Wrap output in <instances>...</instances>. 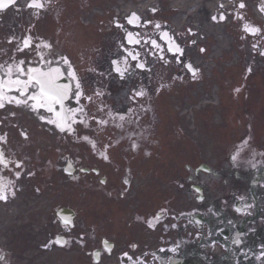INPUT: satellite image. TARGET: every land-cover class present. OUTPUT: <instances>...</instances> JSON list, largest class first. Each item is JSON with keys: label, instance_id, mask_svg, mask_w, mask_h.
Returning a JSON list of instances; mask_svg holds the SVG:
<instances>
[{"label": "flooded vegetation", "instance_id": "1", "mask_svg": "<svg viewBox=\"0 0 264 264\" xmlns=\"http://www.w3.org/2000/svg\"><path fill=\"white\" fill-rule=\"evenodd\" d=\"M61 3L0 9V81L59 69L76 121L0 89V264H264L261 45L214 59L149 19L68 46Z\"/></svg>", "mask_w": 264, "mask_h": 264}, {"label": "rangeland", "instance_id": "2", "mask_svg": "<svg viewBox=\"0 0 264 264\" xmlns=\"http://www.w3.org/2000/svg\"><path fill=\"white\" fill-rule=\"evenodd\" d=\"M130 1L131 0H81V3H79L78 8H81V9L83 8V11L81 13L82 15L79 14L77 17L73 18V20L75 19L76 23L78 24V26H76V27H74L73 22L71 20H69V22H70L69 27H72V31L70 33H68V38L74 44H78L82 41H83V44L90 42L92 40L91 36L86 37V38H83L81 36V33L83 31V29L81 27L85 26L87 24V20H89L92 23V28L94 31V41L102 44L106 38H109L110 34H108V33H111L109 31V27H107V25H106V22L108 20L113 19L111 16L112 12H117L119 14L126 15L127 11H129V9H131L132 7L137 8L135 4H133V3L130 4ZM242 3L244 4V7L240 6L241 5L240 2H237L235 4V7L238 9L239 13H241L243 15L241 19L243 20V19L249 18V19L254 20V18H256V17L254 16L253 11L250 9L251 3L247 0H245L244 2L242 1ZM153 7H154L153 9L155 10V12H154L155 16H161V17H166V18L173 17V19L175 18V15H176L175 12L174 11L173 12L167 11L166 3L163 0H155ZM113 9L115 11H112ZM147 13H148V11L143 10L141 15L145 16ZM224 14L228 18L227 22L225 21V23L230 24L229 25L231 28L230 34L234 35V40H235V41L233 40L234 41L233 44H228V46L233 48L234 44L238 40V39L236 40L237 36L239 38V35L242 33L246 36H249V35L246 34L245 31L237 32L235 30L237 21L235 19H232L231 14H228L227 10L223 12V15ZM121 17L122 16H119V18H121ZM71 18H72V16L69 19H71ZM254 24L255 25L258 24V23H256V19H255ZM51 25L55 26L53 22ZM97 31L100 33L98 37H96ZM110 37H112V36H110ZM257 38L258 37L254 38V39H257ZM201 39H202V37H200V40ZM248 41L250 42V40H247L246 42H248ZM208 45H207V48L208 47L209 48L208 49L206 48V51H207L208 55H211L213 51L211 50L210 46H208ZM209 50H210L211 54H210ZM222 53L224 55H227V53L225 54L224 51ZM227 100L229 101V100H231V98L227 97ZM229 105H230V103H229Z\"/></svg>", "mask_w": 264, "mask_h": 264}, {"label": "snow or ice", "instance_id": "3", "mask_svg": "<svg viewBox=\"0 0 264 264\" xmlns=\"http://www.w3.org/2000/svg\"><path fill=\"white\" fill-rule=\"evenodd\" d=\"M13 3H15V0H0V9H4ZM243 6L244 5L242 4L241 7ZM213 19H215V17ZM153 44L155 45V42H153ZM156 46L158 47V45ZM133 59H135V57H133ZM137 66L143 67V65ZM18 71L21 75H25L23 69H18ZM117 71H119V69H117ZM9 75H11L10 71ZM27 75V80H21L19 77H17L15 80L0 81V89L8 88L11 90L12 88H15L17 91L21 92H26L28 88L38 89V92L31 94L28 97L29 99L36 102L33 107L35 108L38 105L39 107L46 109V111L54 113L57 119L49 120L47 122L56 124L60 131H65V125H67L68 131H73L71 125L69 124V120H71L73 123L76 122L75 111L66 108L64 105V100L69 96L71 88L67 84L62 85L58 83L59 79L61 78L60 70L49 69L48 71H42L38 68H30L28 69ZM77 88H79L78 83ZM79 95L80 92L77 91L76 96L79 97ZM26 102L27 101H25V103ZM78 102L79 101L77 100V103ZM16 103L19 104L21 101L17 100ZM56 105L60 106V112H56ZM2 106L3 103L0 102V107ZM41 119H43V117H41ZM0 156H2V154H0ZM3 162L4 161L0 159V163ZM0 199H6V197L0 196Z\"/></svg>", "mask_w": 264, "mask_h": 264}, {"label": "bare ground", "instance_id": "4", "mask_svg": "<svg viewBox=\"0 0 264 264\" xmlns=\"http://www.w3.org/2000/svg\"><path fill=\"white\" fill-rule=\"evenodd\" d=\"M166 3L167 11L173 12V7H180L187 12V17L194 22H198L199 31L202 34H208L210 31H215L217 34L222 35V31L227 27L221 28L222 24L217 18V14L212 15L209 8L213 7L216 0H163ZM225 1V0H224ZM250 9L253 11L254 16L257 18L264 17V8L257 6L256 0H250ZM135 4L137 8L129 9V12L141 14L142 11L150 9L155 0H131L130 4ZM215 17V19H213ZM180 24V23H179ZM222 44V43H219Z\"/></svg>", "mask_w": 264, "mask_h": 264}]
</instances>
